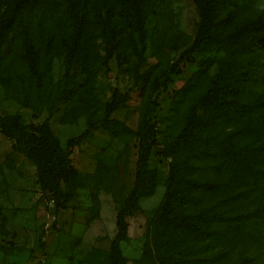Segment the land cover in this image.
I'll return each instance as SVG.
<instances>
[{"label": "rangeland", "instance_id": "374dc122", "mask_svg": "<svg viewBox=\"0 0 264 264\" xmlns=\"http://www.w3.org/2000/svg\"><path fill=\"white\" fill-rule=\"evenodd\" d=\"M72 1L78 21L68 0H0V114L26 129L46 124L65 148L104 118L115 91L120 105L70 155L75 194L57 216L47 180L0 128V264H264V224L226 220L252 208L238 197L256 186L264 151L233 137L240 121L222 113L226 101L264 99V49L245 31L264 0H215L197 48L193 0ZM24 93L33 107L16 100ZM188 125L197 140L174 152Z\"/></svg>", "mask_w": 264, "mask_h": 264}, {"label": "trees", "instance_id": "16d2710c", "mask_svg": "<svg viewBox=\"0 0 264 264\" xmlns=\"http://www.w3.org/2000/svg\"><path fill=\"white\" fill-rule=\"evenodd\" d=\"M214 1L215 0H193L201 20L193 44L194 48H197L211 32V13ZM68 3L71 12H73L74 19L78 21L79 16L76 12L75 2L68 0ZM7 25L8 22L0 21V47L4 41V29ZM245 31H247V37L254 39L251 41H254L259 47L264 49V10L258 12L255 17L246 24ZM76 42L77 41H74L69 49L67 59H70L76 47ZM25 61L28 70L35 78L37 88H39L42 84V70L38 62L37 53L33 49H28L25 54ZM15 98L24 107H33L30 103V96L28 93H24L23 97L15 96ZM120 98V94L115 91L112 100L106 105L104 118L90 122L87 128L79 135L69 138L65 148L60 145L58 138L46 124L38 126L30 125L29 129H26L19 123L17 118L4 117L0 114V128L3 133L14 140L15 150L32 160L37 167L40 178L47 180L49 189L52 193L51 197L54 203L55 216H57L60 210L66 207V204L75 194V170L70 155L76 146L90 137L93 131L119 108ZM222 113L226 118L232 117L240 121L232 130L233 137H254L256 140H259L257 148L259 155H261L264 151V99L256 97L249 102H241L238 100L226 101L223 104ZM197 138L198 131L194 127L190 125L184 126L173 138L172 148L174 152H176L183 144L195 141ZM148 154L149 146L147 144H141L138 158V166L140 168L145 166ZM255 169L254 181L256 182V186L249 189L243 188L238 197L239 201L244 199L250 200V202L248 201V205L252 208L243 213H235L228 216L226 218L227 221L240 225L250 221L264 224V171L260 166H257ZM244 181L245 179L242 178L241 183H244ZM62 184L65 185V188L62 187ZM222 186H226V189H229L230 183L221 184V186H217V188ZM203 187L211 190V188H209L210 186L205 185ZM134 203L135 200H128L127 203L119 209L116 217V224L120 230L125 229L124 215L131 212ZM174 203L176 205H183L185 203L184 197H177ZM226 234L234 235V232H227Z\"/></svg>", "mask_w": 264, "mask_h": 264}]
</instances>
